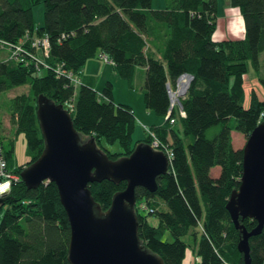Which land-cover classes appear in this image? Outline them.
<instances>
[{"label":"trees","instance_id":"obj_1","mask_svg":"<svg viewBox=\"0 0 264 264\" xmlns=\"http://www.w3.org/2000/svg\"><path fill=\"white\" fill-rule=\"evenodd\" d=\"M36 1H43L40 22L32 13ZM228 2L242 16L239 37H213L216 0H164L162 6H152L151 0H0V37L11 41L24 35L48 37L42 58L38 54L42 48L21 40L25 51L39 57L37 63L27 52L7 57L6 50L0 49V91L28 84L27 90L7 98L14 135L0 133L3 155L16 174L0 192V264H70L66 256L69 221L56 183L45 179L27 186L19 174L43 146L35 110L37 93L63 101L74 92V107L69 110L74 126L86 135L93 134L97 145L111 157L128 153L137 140H151L146 127L142 137L132 140L133 109L111 98L109 80L98 89L81 77L86 58L99 56V52L112 59L129 86H134L136 65L143 64L144 105L166 115L161 123L147 127L165 145L159 146L169 151L167 169L156 174L154 189L141 184L134 187L141 241L160 254L165 264H182L186 247L182 235L189 232L199 254L195 264H245L237 247L240 231L225 202L231 188L238 185L242 169V147L233 144L231 129L247 135L264 118V72H260L259 57L264 50V0ZM248 60L263 94L251 88L244 105L243 75ZM41 66L42 72L38 71ZM69 70L78 75L79 82L70 79ZM183 71L192 76L179 104H171L167 82L174 87ZM19 132L30 156L26 162L15 156ZM114 141L118 149L109 147ZM213 165L219 166L216 174L210 170ZM124 185L123 178L88 181L102 208ZM141 200L147 207L139 206ZM239 219L247 228L256 222L248 215H239ZM248 242L247 264H264V224L248 236Z\"/></svg>","mask_w":264,"mask_h":264},{"label":"water","instance_id":"obj_2","mask_svg":"<svg viewBox=\"0 0 264 264\" xmlns=\"http://www.w3.org/2000/svg\"><path fill=\"white\" fill-rule=\"evenodd\" d=\"M182 73L187 74V81L176 91L178 100L192 76L183 71L177 81ZM167 87L171 93L168 82ZM35 110L43 146L19 174L27 186H36L45 179L56 183L69 221L66 256L70 264H165L138 235L134 187H156V174L166 171L169 163L166 151L140 139L128 153L111 157L97 145L93 134L83 135L74 126L62 101L39 92ZM241 147L239 182L231 188L225 206L239 228L237 247L247 264L248 236L264 224V118L249 130ZM103 177L125 179V185L113 192L105 208L88 186V181ZM239 215L252 216L256 222L247 228Z\"/></svg>","mask_w":264,"mask_h":264},{"label":"rangeland","instance_id":"obj_3","mask_svg":"<svg viewBox=\"0 0 264 264\" xmlns=\"http://www.w3.org/2000/svg\"><path fill=\"white\" fill-rule=\"evenodd\" d=\"M217 6H216V28L214 29L217 33V36L221 37H214V38H223V37H239L242 35L243 30L241 29V26L243 27V24H241V18L240 16L237 17L238 8L235 6L232 8H229L228 5L225 6L227 9V15L228 18L227 21H225V15L224 12V5L229 4L228 0H216ZM164 4V0H151L152 6H162ZM32 13L34 20L36 22H40L42 20V13H43V1H36L32 5ZM232 20V21H231ZM243 23V22H242ZM242 32V33H241ZM20 41V40H19ZM44 44V43H43ZM43 49V47H42ZM21 52L26 53L24 49H19ZM44 50V49H43ZM47 50V49H46ZM43 51L38 50L39 56L43 57ZM30 55V54H28ZM91 57V56H90ZM97 58L98 68L96 71V76L93 75L94 78L97 77L96 80V88L102 89L104 83L106 80L110 81V96L114 101H126L124 98H131L132 102L136 105V110L138 111V101L142 100V93L140 91V83L143 82L144 77V65L143 64H137L134 70L133 75V83L134 86H129L127 80L125 77L121 76L113 67L112 63L110 61L104 60L103 58L99 56H95ZM260 72H264V50L260 52ZM102 66V67H101ZM44 70V67L41 66L38 71L42 72ZM243 96H242V103L246 105L248 103V96L249 91L251 88H254L258 95L263 94V88L261 84L258 81L257 73L254 70L253 66L248 60L247 69L244 71L243 75ZM180 80L175 83L174 87H171V93L170 95V101L178 103L177 99V89H180L182 87H179ZM187 87V86H186ZM28 84L26 82L18 83L10 88L4 89L0 91V133L8 135H14V123L12 119L9 116L8 108H7V98L19 91L27 90ZM181 95V94H180ZM179 95V96H180ZM261 96V95H260ZM137 99V100H136ZM180 106V105H179ZM152 113H155L153 110L150 109ZM135 117L134 128L132 130V140L134 141L136 138L142 137L144 134V129L142 126V123L140 120L144 119L145 116H139L137 113ZM142 118V119H141ZM233 118H230V121H232ZM83 135H86L82 133ZM231 135H232V141L234 145H242L246 139V135L242 133L239 129L232 128L231 129ZM17 159L22 162H26L29 160L30 156L27 153L25 149V142H24V136L22 132H19L17 134ZM6 139H4V142ZM103 142L105 140L103 139ZM150 142V141H149ZM6 147L8 146L5 142ZM109 147L112 149H118L119 144L117 141H114L113 143L109 144ZM151 219L153 218V215H150ZM186 239V247L184 250V255L182 257V264H195L194 262L199 258V254L195 251V238L191 236V233H185L182 235ZM230 264V263H226Z\"/></svg>","mask_w":264,"mask_h":264},{"label":"built area","instance_id":"obj_4","mask_svg":"<svg viewBox=\"0 0 264 264\" xmlns=\"http://www.w3.org/2000/svg\"><path fill=\"white\" fill-rule=\"evenodd\" d=\"M24 39H28V42L31 44V45H34L35 47H39V48H42V51L45 53L48 48V37L46 34H42V35H33V36H26L24 35L23 36V39H18L16 41H11V40H8L6 38H3V37H0V49H5L6 50V56L7 57H11L13 55H16L18 53H23L21 52L19 49H23L22 48V42L21 40H24ZM20 40V41H19ZM44 43V44H43ZM28 54H30L33 59L35 60L34 62L37 63L39 61V57L34 54L33 52H28L26 51ZM99 56L101 58H103L104 60H107V61H110L112 62V59L110 57H108L106 55V53L104 52H99ZM67 74L69 75L70 79L74 82V83H77L79 82V77L78 75H76L75 73H73L71 70H69L67 72ZM74 98H75V95H74V92L73 94L69 95L68 97L64 98V100L62 101L63 105L68 109H72L74 107ZM170 103L172 104V102L170 101ZM180 108V107H179ZM180 112L182 113L183 110L180 108ZM170 120H173V117H171ZM148 125H145L144 127L147 128V130L149 131L150 135H151V140H150V143L155 146V147H159V148H162L163 150L166 151L167 155H168V149L165 147H161L159 146L160 144L164 145L163 141L160 140V138L154 133V131L150 128V127H147ZM165 146V145H164ZM169 157V155H168ZM16 178V174H14L11 170V168L8 166L7 162H6V157L3 155V152H2V147H1V144H0V192H2L3 190L6 189V186L10 183V181L12 179ZM139 206L141 208H145L147 207V204L145 201H140L139 202Z\"/></svg>","mask_w":264,"mask_h":264},{"label":"crops","instance_id":"obj_5","mask_svg":"<svg viewBox=\"0 0 264 264\" xmlns=\"http://www.w3.org/2000/svg\"><path fill=\"white\" fill-rule=\"evenodd\" d=\"M228 5L229 8H232L233 5H230V4H225L224 5V12L223 14L225 15V21L228 20V18L226 17L227 15V9L225 8V6ZM235 7V6H233ZM238 10V9H237ZM240 16L241 18V24H243V20H242V16H241V13L240 11L238 10L237 12V16L236 18H233V19H237V17ZM232 21V20H231ZM217 27V26H216ZM215 27V28H216ZM241 29L243 30V27L241 26ZM242 33V32H241ZM217 33L215 32V30L213 31V36L214 37H221V36H217L216 35ZM96 55H93V56H89L88 58H86L81 70H80V74L82 75L81 77H83L85 80H88L89 82L91 83H94L95 87H96V80H97V77L94 78L93 75L96 76V71H97V68H98V63H97V58L95 57ZM102 67V66H101ZM134 75V74H133ZM244 81V79H243ZM135 85V84H134ZM140 86V91L142 93V89H141V86H142V83L139 84ZM262 95V94H260ZM127 102L131 105L132 109H133V112H134V116L136 117V114L137 113L139 116H145V118L147 120H140V122L142 123V126L144 127L145 125H149L151 123H161L162 121L165 120V114H158V113H152L150 111L149 108L145 107L144 105V102L142 104L141 101H138V111L136 110V105L134 104V102H132L131 98H124ZM137 100V99H136ZM142 100H143V97H142ZM136 123V122H135ZM137 124V123H136ZM17 139H15V146H14V150H15V156L17 158V154H16V149H17ZM218 169H219V166L218 165H213L210 170L213 174H216L218 172Z\"/></svg>","mask_w":264,"mask_h":264},{"label":"bare ground","instance_id":"obj_6","mask_svg":"<svg viewBox=\"0 0 264 264\" xmlns=\"http://www.w3.org/2000/svg\"><path fill=\"white\" fill-rule=\"evenodd\" d=\"M179 80H180V85L179 87H184L186 81H187V74L186 73H182L179 77ZM181 89V88H180Z\"/></svg>","mask_w":264,"mask_h":264}]
</instances>
